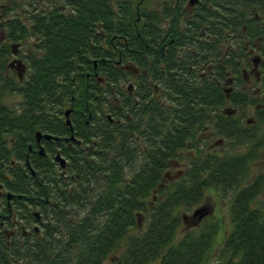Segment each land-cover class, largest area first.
Returning a JSON list of instances; mask_svg holds the SVG:
<instances>
[{
	"label": "trees",
	"instance_id": "1",
	"mask_svg": "<svg viewBox=\"0 0 264 264\" xmlns=\"http://www.w3.org/2000/svg\"><path fill=\"white\" fill-rule=\"evenodd\" d=\"M131 2L74 0L71 13L53 2L45 12H30L28 25L18 15L0 24L9 42L34 40L23 82L8 75L11 46L0 45V185L29 200L43 198L48 222L39 243L1 244L0 256L19 264H103L122 248L113 264H264V174L249 176L262 145L258 125L232 124L217 113L224 94L197 72L223 54L217 49L228 31L239 41L264 42V0H201L193 14L185 0L149 8ZM244 50L225 57L220 75L238 68L236 58L247 60ZM117 61L139 67L137 79ZM129 77L132 94L124 87ZM12 93L22 100L7 103ZM64 107L71 108V132ZM205 124L245 149H197L180 176L168 180L171 160ZM38 130L59 137L64 174L49 154L28 150ZM69 133L81 144L69 149L61 138ZM51 143L44 141L46 153L53 154ZM26 153L34 174L24 164L9 167ZM207 189L229 196L228 230L211 217L178 237L181 211L199 205Z\"/></svg>",
	"mask_w": 264,
	"mask_h": 264
},
{
	"label": "flooded vegetation",
	"instance_id": "2",
	"mask_svg": "<svg viewBox=\"0 0 264 264\" xmlns=\"http://www.w3.org/2000/svg\"><path fill=\"white\" fill-rule=\"evenodd\" d=\"M23 1H25V4L27 5V9L29 7L28 16L27 18L25 17L26 22L24 21L28 25L30 20L29 19L30 12H36V13L45 12V10H47L52 4L56 3L63 12L71 13L72 8L69 2L74 0H23ZM160 1L162 0H159L158 2ZM3 2H4L3 0H0V9H4V7H2L1 4ZM195 7L196 6H194V8ZM192 8L189 7V10L191 11ZM10 16L11 15L9 14L6 15L5 13L3 17L1 12L0 24L3 21H8L9 19H11ZM0 33L2 35L0 39L1 40L0 44L7 43L8 45H10L11 46L10 56H15V57L17 56V59L11 62L7 68H9V66H12L14 64H18L21 67V71L24 72V77L21 76V72L18 73L19 75L18 82H23L25 79H27L30 72V67L26 62L25 56L26 54H29L31 52L32 48L30 47L32 46L34 40L31 37H26L21 42H9L6 39L8 37V33L6 32V30H4L3 27H0ZM227 35L228 37L221 44H219L217 49V52L219 54L223 52V54H221L222 57L221 56L219 57L218 54L216 53V58L215 59L210 58L209 59L210 63H206L203 66H200L197 72L199 75H201L202 79L206 77H211L217 83V85L224 94L225 98L223 105L217 109L218 110L216 111L217 113L223 116L230 117L231 118L230 122H232V124L235 122H239L241 123V126L258 125L256 128V134L262 143L260 147L262 148L264 144L262 138L258 135V128L260 123L264 124V42H261L259 39L253 41L249 39L245 41H241V40L239 41L237 38V33H234L232 31H228ZM101 36H102L101 39L103 41L104 40L103 34ZM228 40L230 42L229 45H227V48L225 50H222V44L224 42H227ZM113 42H114V38L110 40L111 44H113ZM169 42L171 43V37ZM27 43H29V46L27 47L26 52L25 51L22 52L20 48L24 47L25 44ZM242 43L244 44L241 45ZM167 44H168L167 42H164L162 44L161 47L162 55L164 54V51L167 48ZM241 48H245L244 51L245 54H247L246 55L247 60L243 62L241 59L236 58L235 64L236 67L238 68L236 69L235 67H231V66L227 68L225 67L224 75H220L221 74L220 72L222 71V62L225 60V57L235 51H238V49ZM253 51L254 53L251 55ZM121 64H119L117 61V65L119 67H122ZM94 67H96V64L94 65ZM137 68L138 70L134 75L136 79L141 72L140 71L141 69L139 67ZM144 72L145 71L143 70V73ZM97 81L99 83H103L104 79L98 76ZM132 84L134 86L135 79L134 82H132ZM136 88H137V81H136ZM126 89H128L129 94L133 93V89L129 90L128 85ZM153 94L157 95V87L154 88ZM116 102L118 101L116 100ZM253 104H254L253 115L251 116V118H247L243 120L244 112L241 113L240 107L242 106L243 108L246 109L247 107H250V105ZM70 114H69V119H70ZM112 118L114 119V117ZM109 121L114 122V120H109ZM202 127L208 129L210 136L219 135L217 134L216 128L212 127L210 124H205L201 126L200 129H202ZM200 129L198 128V130ZM69 131L71 132V128H69ZM41 134L42 135L39 138V140L36 137V133L34 134L35 147L33 148L31 147V145H28V150L32 152L31 154H35L34 152L36 151L37 154L41 157L44 156L45 154H49L51 159L56 163L55 167L61 168L59 166V163L56 162L55 160L56 153L60 152L59 151L60 140H58L52 134L49 139H46L44 137V134H50V133L41 132ZM71 134L72 133H69L68 135H64L61 137L62 142L69 149H71L75 143L81 144L80 140H77L76 137H74V139H70L71 137L69 138V136ZM46 140L54 142L53 144L51 143L52 148L54 149L53 154L49 152L46 153L45 144H44V141ZM224 140L227 139L221 136V138L215 140L213 143L209 142V144H207L209 141L208 137L207 138L203 137L202 139L201 138L199 139V141L202 143L203 149L210 150L213 152H215L213 150L214 145L218 146L224 143ZM229 141L232 142L233 140H229ZM199 144L197 145L199 146ZM197 145L195 144V146ZM205 145L206 147L204 148L203 146ZM40 147H42L44 150V153L42 154L39 151ZM217 154H222V153H217ZM29 157L30 155L26 153L24 156V161H16L14 159H11L10 160L11 166L9 167L11 168L12 166L17 164H21V165L24 164L29 169V172H31V174H34V170L32 169L31 163L29 161ZM37 162H38V169L41 173L40 176L43 177L44 160L40 159ZM173 163H176L174 159L171 160L170 167ZM65 168H61L59 172L64 174L63 172L65 171ZM184 168L178 169L173 175L167 172L166 173L167 178L169 180H175L178 176H180L179 174L183 172ZM6 175L8 176V178H11V174H6ZM43 201H44L43 198H38V200L36 199L29 200L23 194L15 193L11 190H8L6 187L0 185V245L4 244L5 246H8V244H10V242L13 241H16L23 245H31L40 242L41 235L44 229V224L45 223L48 224L46 217L44 216L43 210L39 205V203H42ZM0 259L5 260V264H19V262L16 263L15 258L10 255L0 256Z\"/></svg>",
	"mask_w": 264,
	"mask_h": 264
},
{
	"label": "rangeland",
	"instance_id": "3",
	"mask_svg": "<svg viewBox=\"0 0 264 264\" xmlns=\"http://www.w3.org/2000/svg\"><path fill=\"white\" fill-rule=\"evenodd\" d=\"M3 1L4 2L1 3L2 7L9 9V11H10L9 15H18L23 21H25V17L27 18L28 11H29V7L27 9V5L25 4V1H23V0H3ZM132 1L134 2V3L131 2L132 5L136 4V7H137V3H138L137 1H139V0H132ZM200 1L201 0H199V2ZM140 3L141 4L143 3L144 7L147 6L149 8V7H153V6L155 7L159 2H158V0H144V2H142V0H141L138 4H140ZM183 6H184V8H185L187 13H189V14H193L194 13L195 8L193 7L191 9V11H192L191 12L189 10V7L187 6V0H185V2L183 3ZM187 16H189V15H187ZM1 37H2V35L0 33V39H1ZM0 42H1V40H0ZM229 43H230L229 40L227 42H224L222 44V50H225L227 48V45H229ZM25 46L20 48V50L22 52L23 51L26 52V49L29 46V43L25 44ZM253 53H254V51L251 53V55ZM15 59H17V56L16 57L15 56H9L8 59H7V65H9L11 62H13ZM19 72H21V76L24 77V72L21 71V67L18 64H14L12 66H9V68H7L8 75L11 76V77H14V79L16 81H19V75H18ZM133 78L134 77H129L128 81L124 83V87L125 88L127 87V85L129 83L134 82ZM110 99L113 100V96H110ZM21 100H22L21 95H19L17 93H12V94H9L8 96H6V102L7 103H15V104H17ZM66 108L67 107H64L62 109V111H64ZM240 110H241V113L244 112L243 120H245L247 118H251V116L253 115L254 104L250 105V107H247L246 109L241 106ZM62 117L64 118V114H62ZM258 135L262 138L263 144H264V124H262V123L259 124ZM203 137H205V138L208 137L209 141H208L207 144H209V142L213 143L215 140L221 138V136H219V135L210 136L209 132H208V129L205 128V127L204 128L202 127V129L198 130L195 134H193L191 139H189L187 141V145L185 146V148L180 151L179 155L176 158H174L176 163H173L171 165V167L169 168V171H168L171 175H173L178 169L184 168V166L186 165V163L190 159V157H192V156H194L196 154L197 147H198L199 150L202 149V143L199 141V139L200 138L202 139ZM195 144L196 145L199 144V146L198 145L195 146ZM203 147L205 148L206 145L203 146ZM244 149H245V147H243V146L239 147V145H237L235 142H233V141L231 142V141H229L227 139V140H224V143H222V144H220L218 146L214 145V149L213 150L215 152H217V153L225 154V152L226 153L227 152H232L233 150L241 152ZM260 173L264 174V146L258 150L257 158L251 163L249 176L250 177H254L255 175L260 174ZM228 198H229V196H227V197L221 196L220 194H218L213 189H207V190H205V199L199 205H197V206H200V205L208 206V208L211 211L203 219L211 218V217H216V218L220 219L222 227H223V233L224 234L229 228V209H228L229 208V200H228ZM197 206H195V207H197ZM195 207H193L189 211H183L182 210L181 211V215L182 214H188V215L191 214V212L193 211V209ZM143 225H144V222L142 221V219H140L139 220V226L142 227ZM194 226H195V224H192V223H190L188 221H183L182 220L181 227H180V229L178 231V237H181V235H183V233L186 230L191 229ZM121 249L122 248L116 249L108 257V259H106V261L103 264H113L114 259H116L117 256L120 254ZM210 264H214V263L211 262Z\"/></svg>",
	"mask_w": 264,
	"mask_h": 264
},
{
	"label": "water",
	"instance_id": "4",
	"mask_svg": "<svg viewBox=\"0 0 264 264\" xmlns=\"http://www.w3.org/2000/svg\"><path fill=\"white\" fill-rule=\"evenodd\" d=\"M197 2H198V0H188L187 1V5L189 7H193V6H195V4ZM171 41H172V39H171ZM124 69L130 70L133 73H136L137 72V68L134 67V66H132V65H130V64L125 65L124 66ZM129 88H131V85H129ZM70 111H71L70 108H68V109L65 110L66 124H68V125H70V121H69V118H68ZM107 116H108V118H111L110 115H107ZM116 122L118 123L119 121L117 120ZM41 135L42 134L39 131L36 132V137H37L38 140L41 137ZM44 137L46 139H49L51 137V135L45 134ZM70 137H71V139H74V136L73 135H71ZM39 151H40L41 154L44 153V150H43L42 147H40ZM55 160L59 163L60 167H62V168L65 167L66 160H65L64 157H62L60 155V153H56ZM210 211L211 210L208 208V206L202 205V206L196 208L191 215H189V216L188 215H183V219L185 221H189L192 224H198L199 221L204 216H206V215H208V213H210Z\"/></svg>",
	"mask_w": 264,
	"mask_h": 264
}]
</instances>
